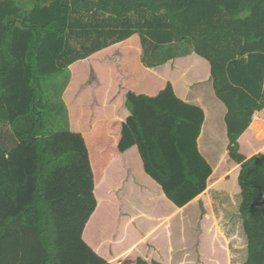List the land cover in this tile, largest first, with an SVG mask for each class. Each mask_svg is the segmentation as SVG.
<instances>
[{
  "label": "trees",
  "instance_id": "obj_1",
  "mask_svg": "<svg viewBox=\"0 0 264 264\" xmlns=\"http://www.w3.org/2000/svg\"><path fill=\"white\" fill-rule=\"evenodd\" d=\"M212 208L264 264V0H0V264H214Z\"/></svg>",
  "mask_w": 264,
  "mask_h": 264
},
{
  "label": "rangeland",
  "instance_id": "obj_2",
  "mask_svg": "<svg viewBox=\"0 0 264 264\" xmlns=\"http://www.w3.org/2000/svg\"><path fill=\"white\" fill-rule=\"evenodd\" d=\"M255 119H256V117L252 121V126L255 129H257L258 131H261V129L259 127L260 124ZM228 177L229 176H227V175L226 176H222L221 179H225V178H228ZM221 193H223L222 194L223 195L222 196V200L223 201H221V203L222 202L224 203V201L227 199V196H226V194H224L225 192H221ZM196 199H198V198H196ZM216 210L217 209L212 208V215L210 214L211 215V217H210L211 218L210 230H209L210 233H209L208 236H210L209 237L210 244L213 247H214V245L216 247V248H214L212 250L213 253L218 252V253H221L223 255H222V260H219V259L215 258L216 262L214 264H234L235 260H233L232 258H234L235 256H233L231 258L230 255H231L232 251H240V246L235 245L236 244L235 242L237 240V238H236L237 236L235 237V236H231L230 235L231 229H229V226H231L232 222L234 221V218H235L236 222H238V218L236 217V213L231 215L230 212L228 213L226 211V214L221 216L220 214H218V212ZM193 216H195V215H193ZM240 231L243 234L242 229ZM188 242L191 243L190 239L188 240ZM202 258L203 257L201 255L200 256L196 255V259L202 260ZM211 260L214 261L213 259H211Z\"/></svg>",
  "mask_w": 264,
  "mask_h": 264
},
{
  "label": "crops",
  "instance_id": "obj_3",
  "mask_svg": "<svg viewBox=\"0 0 264 264\" xmlns=\"http://www.w3.org/2000/svg\"><path fill=\"white\" fill-rule=\"evenodd\" d=\"M221 112H222V110H221V108L220 109H218L217 110V112L215 113L216 115H218L219 116V121H217L216 122V125L214 126V127H212V129H211V131H210V134H209V136L210 137H212V138H214V134H216V133H219L218 135H220V139L217 141V143H216V145H215V147L213 148V149H215V148H218V149H220V148H223L224 150L221 152L220 150H219V154H220V152H221V154H220V158L219 159H221V157L225 154V145H226V137H225V134H224V129L222 128V126H221V116H222V114H221ZM255 117H257L256 115H254L253 116V119L255 118ZM259 127H260V129H261V131H258L257 129V131L259 132V136H260V133L262 132V127H261V125H259ZM218 137V136H217ZM208 139H209V137H208ZM222 140H223V142H222ZM210 143V142H209ZM218 149H216V151L218 150ZM230 172H232V170L231 171H229V172H227V173H225L223 176H228L229 174H230ZM221 179V177L219 178V179H217L216 181H218V180H220ZM209 188V187H208ZM208 188H206L202 193H200L199 195H197L194 199H192L191 201H189L187 204H190L193 200H195L196 198H200L201 196H203L205 193V195H207V191H208ZM204 195V196H205ZM209 201V200H208ZM202 203H203V201L202 200H200L199 199V204H201L202 205Z\"/></svg>",
  "mask_w": 264,
  "mask_h": 264
}]
</instances>
